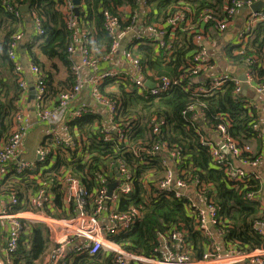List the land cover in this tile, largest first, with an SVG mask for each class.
Instances as JSON below:
<instances>
[{
    "label": "built area",
    "instance_id": "1",
    "mask_svg": "<svg viewBox=\"0 0 264 264\" xmlns=\"http://www.w3.org/2000/svg\"><path fill=\"white\" fill-rule=\"evenodd\" d=\"M0 2L8 11H13L10 0ZM260 2L263 5L259 10L252 11L251 7ZM82 8L80 0L78 14ZM100 10L103 30L110 40V46L107 52L95 57L89 47L92 41L89 24L79 22L73 0H63L58 7L70 33L68 59L72 63L75 81L71 89L57 95L52 106L44 103L45 92L39 70L35 66L25 70L18 55L24 34L18 33L9 43L8 59L13 64V74L18 76L23 91H27L23 75L27 72L34 76L35 118H30L19 108L13 118L10 136L0 144V188L6 180L26 178L37 189L29 191L24 198H19L15 193L2 196L0 191V264L14 263L13 257L18 251L21 234L29 231L27 224L30 223L44 225L50 242L41 261L45 260L39 264H66L70 249L74 257L93 256L101 251L111 252L115 255L114 264H264V246L244 252L235 243H222L221 230L216 229L221 220L217 217L212 198L205 197L206 188L208 191L210 186L201 187L196 182H188L187 167L183 165L184 156L180 149L161 138L167 123L151 117L149 127L154 138L145 146L141 142L135 143L136 119L120 117L119 102L108 100L98 90V86L105 82L121 83L127 89L135 88L138 95L157 101L168 91H189L191 82L198 83L207 78L205 86L202 83L192 89L196 96L211 97L229 83L235 86V93L243 98L250 93L251 96L261 95L264 92V75L260 76L255 68L259 65L264 69V60L259 61L256 56L247 54V51L255 28L258 25L264 26V0H223L221 14H213L204 9L198 21L193 20L192 15L187 18L185 14L190 11L183 7L168 21V31L160 25H146L147 16L151 12L149 0H130L116 8L109 2L108 5L102 4ZM14 14L17 16L18 11L15 10ZM29 23L33 37L28 42L40 39L44 34L42 19L34 17ZM235 28L236 32L232 33ZM179 30L192 35L190 43L194 53L187 61L186 70L190 81L181 84L177 79L152 80L145 77L139 58L133 52L143 44V39H147L154 43L156 55L168 62L173 55ZM131 33L132 37L126 40ZM123 42L125 47L120 53ZM116 57H122L128 68L106 69L97 72L88 81L83 77L84 70L95 71L101 64H109ZM221 64L227 65L228 71H218ZM238 69L243 71V83L247 86L245 95L242 94V82L235 74ZM146 75L149 77L150 74ZM86 82L90 96L106 112L104 119L94 109H72ZM147 82L153 83L154 87L147 86ZM261 106V117L264 120V100ZM182 115L190 122L187 129H192L199 137V144L207 150L213 164L224 170L229 182H244L250 174L264 177V169H259L260 156L254 160L241 157L242 153L252 149L249 145L240 147L232 139L226 124L227 118L218 116L215 131H212L202 128L203 113L195 109L194 105H189ZM94 117L100 118L93 123V128L99 130L95 136L77 131L78 126L87 118ZM36 123L44 129L41 142L34 152L35 159H22L20 145ZM95 147L112 150L120 148L140 160L144 154L158 157L161 174L157 177L145 176L142 184L146 189L149 182L153 184L155 193L161 195L158 201L172 198L183 203L189 217L194 219V230L207 239L201 259L192 256L191 243L182 226L174 227L166 235L158 234V246L149 256L128 252L116 243L115 238L127 235L141 216L138 208L118 211L120 199L130 195L134 189L136 174L133 170L123 161H118L110 176L97 178V183L103 185L89 195L70 170L65 171L63 167L53 169L57 157L69 159L76 165H86ZM143 164L148 165L147 162ZM110 184L116 186L108 197ZM57 189L61 194L60 205L56 202ZM155 193L153 197L160 196ZM246 199L257 201L259 209L264 213V184L258 193L247 194ZM253 229L264 241V216L254 224Z\"/></svg>",
    "mask_w": 264,
    "mask_h": 264
},
{
    "label": "trees",
    "instance_id": "2",
    "mask_svg": "<svg viewBox=\"0 0 264 264\" xmlns=\"http://www.w3.org/2000/svg\"><path fill=\"white\" fill-rule=\"evenodd\" d=\"M82 10L77 16L79 22H87L92 34L90 49L94 56L107 52L110 40L103 30L101 5L120 7L130 0H81ZM13 11H8L0 2V144L10 136L13 128V118L18 113V102L23 94L18 76L13 74V64L8 59V46L12 38L18 33L25 34L26 24L34 17L42 19L43 36L32 42L24 44L23 50L27 58L25 70L29 66H35L39 70L40 79L44 88V103L52 106L56 97L61 92L71 89L75 76L72 71V63L68 59L70 46V33L66 28L63 15L58 7L63 0H10ZM151 12L147 16L146 25H160L166 31L168 21L181 9L188 8L193 20L198 21V16L204 9L213 14H221L223 0H149ZM22 7H27L21 11ZM18 11V15L14 11ZM184 12V11H183ZM200 26V24H199ZM192 35L186 31H177L176 44L170 61L165 62L156 55L153 42L143 39L133 52L139 58L144 71V76L152 80L170 79L188 83L187 61L194 53L191 45ZM247 54L254 55L258 60H264V26L255 28L250 49ZM20 57V53L18 51ZM237 61V59H234ZM65 71V78L55 80L57 73L56 64ZM101 64L100 66H102ZM258 69V71H257ZM255 70L264 75V69L256 65ZM149 73V77L146 75ZM25 80V75H23ZM207 78L198 83L191 82L189 91L173 89L161 95L157 101L151 97L138 95L133 87H125L118 83L105 82L98 86L99 92L110 101H117L120 105L122 118L134 117L136 119V138L134 142L142 145L150 142L154 137L150 131L149 121L156 117L167 123L163 128L161 138L169 144L176 145L184 156L183 165L187 167L186 179L201 187L210 186L205 192V197L212 198V204L216 208L217 217L221 224L216 229L221 230L220 240L224 245L235 243L236 247L244 252L254 251L264 246V241L253 229L256 222L260 221L264 213L259 209L257 201L246 199L249 193H258L264 184V177L258 174H250L244 182H229L223 169L214 165L212 158L206 149L199 144V137L187 129L190 122L183 118L182 113L189 105L203 113L202 128L215 131L218 116L227 118L228 132L232 139L239 143L240 147L249 145L250 152L241 154V157L256 159L259 154V143L252 144L256 140L262 110L257 102L253 101L251 93L245 98L235 93V86L231 83L224 85L211 97L196 96L193 88L203 83L207 84ZM100 118H87V121L79 125L77 131L86 135L95 136L99 130L93 128L94 121ZM197 127V125H196ZM72 158V155H71ZM118 161L126 163L136 174L134 189L128 196L122 197L118 204V211L124 212L130 208H138L141 216L135 227L127 234L115 238L117 244L128 252L149 256L158 246V234L166 235L174 227L182 226L186 230L192 247V256L201 259L206 249L207 239L194 230V219L186 212L183 203L176 199H158L161 197L153 184L149 182L146 189L142 184L145 176L157 177L161 174L158 157L142 155V159L130 156L122 149L95 147L86 165H76L69 159L56 158L54 170L63 167L71 172L84 185L89 195L103 185L98 184L99 176H110L114 165ZM147 162L148 165H144ZM113 163V166L110 164ZM38 165V164H37ZM182 166V164H181ZM257 176V178H256ZM36 186L26 178L6 180L0 188L1 195L15 193L19 198H24L28 192L36 191ZM57 205H60V191L57 189ZM156 195L160 196H154ZM94 196V195H93ZM91 196L90 200L93 199ZM182 204V205H181ZM29 231L21 234L18 251L13 257V264H39L50 246L47 231L44 225L35 223L27 224ZM115 255L111 252H99L93 256L74 257L70 254L66 264H114Z\"/></svg>",
    "mask_w": 264,
    "mask_h": 264
},
{
    "label": "crops",
    "instance_id": "3",
    "mask_svg": "<svg viewBox=\"0 0 264 264\" xmlns=\"http://www.w3.org/2000/svg\"><path fill=\"white\" fill-rule=\"evenodd\" d=\"M236 32V28L233 30L232 33ZM231 33V34H232ZM33 37V32H32V26L31 24L27 23L26 24V31L24 34V38L23 41L20 43L18 51L20 53V58H21V62L23 65H26L27 63H25V61H27V58L25 57L24 54V44L27 43L28 41H30ZM121 56V55H120ZM56 67H57V73H55V80L56 81H60L63 80L65 78V71L63 70L62 67H59L60 65H58V63H55ZM128 68L127 65L123 62L122 57H116L115 59H113L109 64L106 65H102L97 67V69L94 71L92 70H84L83 71V77L88 81L89 78L93 77L97 72H102L106 69H114V70H124ZM28 69V68H27ZM228 66L227 65H223L221 64L218 71L219 70H223V71H228ZM25 82L27 84V91H24L19 102H18V108H20L24 113H26L30 118H35V116H33V112L34 109L32 107H30V103H29V97H28V88L31 85H34V76H32L29 73H25ZM253 97V101L257 102L258 107L261 109V105L263 103L264 100V92L259 95V96H255L252 95ZM76 107H84V108H89V109H94L98 112V116L102 119L105 118V110L100 108L92 99V97L90 96V92H89V86L86 82V84H84L83 88H82V92L81 94L77 97L76 101L74 102V104L72 105V109L76 108ZM40 127V128H37ZM42 128L40 124H35L34 128L31 129L30 131H28V133L25 135L21 145H20V150L22 152V154L20 155L22 159H27V160H34L35 159V149L37 148V146L39 145V143L41 142L42 139ZM257 131H258V135L256 140H254L252 142V144H256L257 142L259 143V156L261 158V161L259 163V169L263 170L264 169V120L261 117L260 119V123L258 124L257 127ZM72 249L69 250V255L72 254ZM45 260V259H44ZM41 261L40 263L44 262Z\"/></svg>",
    "mask_w": 264,
    "mask_h": 264
},
{
    "label": "water",
    "instance_id": "4",
    "mask_svg": "<svg viewBox=\"0 0 264 264\" xmlns=\"http://www.w3.org/2000/svg\"><path fill=\"white\" fill-rule=\"evenodd\" d=\"M73 4L75 6V14H78V6L80 4V0H73ZM263 5V2H260V3H256L254 4L252 7H251V10L254 11V12H257L259 10V8ZM27 7H22L21 8V11H24L26 10ZM132 33L129 34L126 38L127 39H130L132 37ZM125 47V42L121 43V46H120V53L123 51ZM28 61H25V63H27ZM235 74L237 75V78L240 82H242V94L245 95L246 94V90H247V86L243 83L244 82V76H243V71L241 69H238L235 71ZM147 86L149 87H154V84L151 83V82H147L146 83ZM35 96H36V90H35V87L34 85H31L29 88H28V99H29V103H30V107L34 108V102H35ZM33 116H35V111L32 113ZM116 184H110L108 185V192H107V196L110 197L111 194H112V190L115 188Z\"/></svg>",
    "mask_w": 264,
    "mask_h": 264
},
{
    "label": "rangeland",
    "instance_id": "5",
    "mask_svg": "<svg viewBox=\"0 0 264 264\" xmlns=\"http://www.w3.org/2000/svg\"><path fill=\"white\" fill-rule=\"evenodd\" d=\"M37 128H40V127H37Z\"/></svg>",
    "mask_w": 264,
    "mask_h": 264
}]
</instances>
